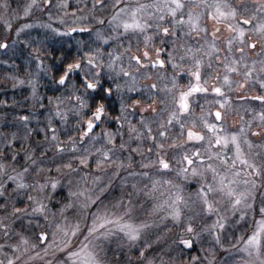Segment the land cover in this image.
I'll return each mask as SVG.
<instances>
[{"label": "snow or ice", "instance_id": "1", "mask_svg": "<svg viewBox=\"0 0 264 264\" xmlns=\"http://www.w3.org/2000/svg\"><path fill=\"white\" fill-rule=\"evenodd\" d=\"M73 2L76 10L69 12V0H25L22 12L24 18L38 11L46 13L48 22L25 23L15 32L16 37L27 32L30 39L31 32L28 30L33 28L45 30L43 39L28 44L32 52L27 59L35 60L37 74L42 72L47 76L51 71L49 65L42 59L45 53L49 56L54 52L63 53L60 60L51 67L57 71L62 70L56 83L71 88V94L61 95L55 99L48 98V102L55 105V111L48 113L46 128L29 127L34 113L19 116L17 119L26 129L24 139H28L34 131L44 134L46 144L42 146L40 161L33 159L32 152H28L24 144H20V148L26 152L27 160L35 167L37 175L45 171L51 172L54 168L58 174L70 177L68 181L70 202L60 209V222H48V228L53 229L50 242L47 232L37 234L36 229L42 223L40 218L47 220L49 211L46 201L51 197L46 190L55 192L60 180L47 177L43 182L37 180L31 184L26 183L25 173L30 171L27 166L22 171H17L13 167L12 170L16 174H9L8 169L12 166L6 163L5 152L12 149L13 141L17 137L15 134L4 137L7 148H0V210H3V214H0V264H17L21 256L29 250L34 251L39 245H44L45 253L65 251L70 246L72 238L77 237L85 226L87 234L81 241L79 249L67 253L66 264H104L102 257L105 245L111 243L113 237L120 241L121 246L126 243L129 248L139 247V257L144 264H154V260L149 259L145 251L153 244L162 243L164 237L155 230L161 229L169 220L173 225L181 226L185 233L191 234L189 238L179 239L181 250L185 248L194 250V241L203 232L212 238L220 250L231 253L232 249H235L243 253L241 264H264V143L250 142L248 135L253 127L251 121H244L235 132L230 131L224 122L230 110L228 92H232L236 87L243 88L245 84L249 85V92L256 86L264 89V59L258 61V68L255 63L251 68L247 66V52L249 49H256L258 43L261 46L259 55L264 56V0H150V2L73 0ZM80 5H87L86 13ZM7 8V0H0V9L6 12ZM102 10H110V18L107 20L102 18L99 15ZM18 16V13L8 18L0 15V25H3L6 32H11L12 20ZM209 20L215 25V30L211 32L205 23ZM93 24L107 26L93 31ZM221 27L231 33L226 45L232 56H225L218 64L220 50L216 40ZM105 32L110 34L106 36ZM48 33H51V36H48ZM165 37L169 39L166 40ZM17 43L19 40L12 43L0 40V56L8 59L15 56L14 49ZM56 44L60 47L56 48ZM101 44L107 48L102 50ZM168 44L175 47L166 53L165 59H161V54L165 52ZM181 48L183 54L177 57ZM237 50L240 52L239 56L235 54ZM19 51L23 55V51ZM72 53L76 54V62L65 63ZM204 56L208 57V62L203 65L202 76ZM177 58L188 65L187 73L184 74L194 78V82L190 79L187 89L179 91L178 95L179 85L175 74L170 81L171 87L158 89L156 84L150 86V100L155 98L151 95L152 90L165 91L169 94L172 105L171 110L165 109L168 118L166 122H160L161 130L158 135L150 137L155 147L149 146L145 149L138 144L129 150L127 142H122L117 148L114 141L119 133L107 131L104 133L105 139L101 146L96 147L97 136L94 130L106 122L108 117L105 101L114 92L113 85L107 84V81L116 76L129 77L135 83L136 77L131 75L130 70L139 72L142 78H149L147 70L164 68L166 60L177 72H183V65L175 62ZM5 63L7 60H0V67ZM237 66L244 68L241 73L243 82L230 78L229 74L237 73ZM221 68L223 75L217 77L218 86H212L210 90L209 80ZM141 69L146 71L140 72ZM253 72L257 75L254 76ZM10 79L13 80V88L27 85L31 88L32 99L36 101L44 99L37 93V81L34 77L28 81L15 76ZM76 82L83 91L77 88ZM120 90L121 85L115 84V91ZM212 94L215 98L209 99ZM250 98L264 105V94ZM197 100L200 103H197ZM90 101L95 102L94 106ZM0 106H4L3 99H0ZM216 106L218 109L213 111ZM40 107H44L43 103H40ZM197 108L201 113L199 116L195 115ZM121 111H124V108ZM182 113L188 114V118L181 119ZM70 115L74 120L75 129L68 124ZM253 119L260 122L258 127L264 128V110ZM53 120H58L62 125L63 140L60 136L61 129L53 126ZM177 126V131L173 132L172 129ZM131 131L136 130L133 128ZM251 134L258 135L256 132ZM135 139L140 140L142 137L138 134ZM256 149L261 151L257 152ZM51 150L55 151L56 157H66L67 162L53 164L47 169L40 167L43 156ZM169 150H174L171 159L168 158ZM123 152H128V155L123 156ZM133 153L143 157L139 161L142 169L154 168L157 173L174 172L176 177L185 181L191 177H199L201 183L193 193L195 199L186 197L183 187L173 179L155 178L147 171L127 172L135 163ZM18 155V152L13 151L11 159L15 160ZM73 161L77 162L75 166ZM173 161L179 167H174ZM90 165H94V171L100 172L101 175L81 171ZM107 169L113 170L107 172ZM121 170L127 172V175L121 176ZM130 177L135 178L136 182L130 185L129 198L122 195L112 208H108L101 197L113 188L117 178H119L117 186L123 192L129 187ZM141 180L144 181L143 188L138 187ZM6 182L10 184L6 186ZM11 185H14L12 192L18 199L9 209L6 197ZM29 189L44 195L38 198L33 196ZM21 191L29 202L24 208L16 206L17 203H23V200L19 199ZM164 191L168 193L165 199L160 200L154 196L157 192L163 195ZM257 192L261 194L258 206L255 203ZM140 194L154 200L148 213L153 218L134 223L132 213L135 205L131 197ZM194 205L199 206L195 215H184L185 212L192 211ZM93 206H97L96 210L90 212ZM72 208L76 209L78 217L76 221L64 215ZM113 209L122 211L116 212ZM201 216L214 219L211 223L206 222L207 226L198 231L194 221ZM253 216H259V219L254 220L251 235L247 238L241 235L231 247H226L230 238L229 229ZM232 217L236 219L232 220ZM30 229L35 235L36 243H31L23 235ZM167 231H171V228ZM154 232L155 239L152 240L150 234ZM13 237L17 238V242L8 243ZM142 239L144 242L140 244ZM241 241L243 246L239 247ZM209 254L213 258H209L207 264H215V253L210 249ZM39 255L37 252L36 257ZM196 259L199 257L193 258L192 264H195ZM161 264H165L163 259ZM224 264L236 262L226 260Z\"/></svg>", "mask_w": 264, "mask_h": 264}, {"label": "rangeland", "instance_id": "2", "mask_svg": "<svg viewBox=\"0 0 264 264\" xmlns=\"http://www.w3.org/2000/svg\"><path fill=\"white\" fill-rule=\"evenodd\" d=\"M11 1H16V0H11ZM24 4H25V0H23V2L20 4L22 10L17 11L19 16H18L16 23H15L16 28H14L12 26L11 32H6L3 28V25H0V40H6L8 43H12L16 39L19 40V42L21 39H29L27 32L21 33L20 37H16L15 32L19 29V27H21L25 23L39 24L41 22H48L46 13L37 15L36 11H34L31 16L24 18L22 16ZM80 6L84 7V5H80ZM75 10H73V11H75ZM69 12H71V11H69ZM78 15H79V13H78ZM21 21H22V23H21ZM28 32H31V38H33V39L43 38L45 36V30L41 29V28H33V29L28 30ZM48 36H51V33H48ZM28 44H29V42H23L22 43L23 46L29 47ZM58 45L59 44H56L55 46H58ZM44 56L46 57V63L51 68V71L48 73L47 76L51 77L54 80L55 78H57V73L59 71H57L56 68L51 67V66L56 64L58 62V59L54 58L53 54L51 56H49L47 53H45ZM74 57H76L75 53H74ZM4 58H6V57L0 56V60H4ZM4 67H6V66L0 67V99H3V101H4V106H0V109L4 108L7 104H10L9 101L14 98L13 97L14 95H15V98H17V93H19V88L25 87V86L27 87V85H24V86H20L18 88H13V80L10 79V77H13L14 75L10 76V74L5 73L3 71ZM9 67L14 68L15 66H13L11 64V65H9ZM102 75H103V72H102ZM19 79H21V78H19ZM7 88H10L11 91L8 90ZM71 91H72L71 88H69V87L65 88V89L60 91L58 96L70 95ZM80 91H82V90H80ZM141 105L145 109L148 108L146 103H141ZM54 106H55L54 104H50L48 106V108H53ZM150 118H151L150 116L145 117V118H141L140 123L142 125L149 124V121L154 120L153 118L152 119H150ZM4 124H9V122L0 121V128ZM106 131L109 132L107 127L102 128L99 131H97V130L95 131L96 136H97V139L95 142L96 147L101 146L103 140L105 139L104 133ZM149 131H150L149 128H147V130L135 131V132L130 130V134L133 136V140H137V139H135V137L138 134L142 138H144L143 142H140V140H138V141L145 149H147L149 146L155 147L154 141L151 138H146V134H148ZM153 134H156V132H154ZM116 139L120 140L121 138H116ZM148 139H150V140H148ZM85 143H87V140L85 141ZM45 144H46V141H44V145ZM3 145L4 144H2L1 146H3ZM109 147H111V145H109ZM165 147H167V145H165ZM14 151L18 152V149L14 150ZM31 152L33 154V159H35L37 161L41 160L42 154L40 152H38L37 155L35 154L34 150H31ZM11 153H12V151H11ZM5 155H6V153H5ZM9 155L5 157V161H6V163H8L12 166V167H9V169H8L9 174L13 173V175H15L16 172L13 171L12 169L14 167L17 170L16 162H15V160H12L11 157H9ZM92 159H95V157H92ZM17 160H18V162H20V159H17ZM141 160H142V158H139V160L135 161L134 166L138 167L139 168L138 170H141V171H135V172H142L143 171V169L140 167V164H139V161H141ZM62 161L63 162H61L59 159H53V158L46 161L43 157V163H41L39 166L47 169L49 167H52L53 164L60 165L64 162H67V158L63 159ZM27 163L30 164V161L27 160V156H26V157H24L21 165L18 166V169H21L23 166L26 167ZM76 163H77L76 161H73L74 166ZM30 167H31L30 171H29L31 173L30 181H28V178H25L24 182L29 183V184H31L37 180L43 182L45 178L50 177L51 179H59L60 183H61L57 187L55 192L51 191L50 189L46 190L47 194L50 195V197H51V199L46 201V203L48 205V209H49L48 214H47V220H44L43 217H41L40 218L42 220L41 226L36 229L37 234L40 232H47L49 234V241L48 242H50L51 241V232L53 231V229L48 228V222L49 221L60 222V219H61L60 209L64 205H66L70 202V198L68 197V191H69L68 190V188H69L68 181H69L70 177L68 175L58 174L54 168L51 172L45 171V172H42L39 175H37L35 167L31 166V164H30ZM112 170L113 169H107V172H111ZM63 171L66 172V170H63ZM81 171L82 172H91L93 175H101L100 172L94 171V165H90V167L87 169H81ZM127 172H132V170L128 169ZM127 172H125L124 170H121V176L127 175ZM148 172L151 175H153L155 178H170V179L172 178L175 182L179 183L183 187L184 195L186 197L190 196V197H192L193 200L195 199L193 193H195L196 189L195 190H189L187 188V185L190 182H194L196 184L201 183L199 177H191L188 181H185L180 177H176L175 174H173V173H157L155 169L149 170ZM63 176H64V179H63ZM208 179L210 181V177ZM129 180H130L129 187L126 188L122 192L120 187L117 186L119 183V178H117V181L114 182L113 188L110 189V191L108 192L107 198L101 197V199L104 201V204H106L108 206V208H112V205L122 195L125 198H129L128 194H129V190H130V185H131V183L136 182L135 178L130 177ZM7 183L8 182H6V184ZM138 187H141V188L144 187V183L142 182V180L140 181ZM12 188H14V185H12ZM12 188L10 191H8L7 197H6L7 200L9 201L7 204V208H9V209L12 207L13 202H16L18 199V197L12 192ZM29 191L31 192V194L33 196H36L38 198L44 195V193H38L35 191H31V189H29ZM10 192H12V198L9 199ZM158 195H159L158 192L154 194L155 197H158ZM164 195L165 194H163L162 196H164ZM256 196H257L256 204L258 206L260 203V198H261L260 192H257ZM19 199H22L23 203H18V207L24 208V207L28 206L29 202L27 201V197L23 195V191L20 192ZM131 199H132V203L135 205L133 213H132V221L134 223H140L141 221H143L145 219H152L153 218V217H150L148 215V213H150L151 207L153 206V203H154L152 201L153 199H150V198L144 196L143 194H140L139 196H133V197H131ZM96 207L97 206H93V208L90 209V212L95 211ZM113 211L120 212V211H122V209H113ZM0 214H3V210L0 211ZM188 214H189V212L184 213V215H188ZM64 215L73 221H76L78 219V217L76 215V209L75 208L68 209L64 213ZM238 215H239V213H237V216ZM203 218L207 219V223H211L212 219H214L213 217H203ZM126 219H127V217H126ZM231 219L234 220V219H236V217H232ZM255 219H259V216L249 217L246 222H242L241 224L236 225L235 227L229 229V237L230 238L226 244V247H231V244L233 242H235L237 239H239V237L241 235H243L245 238H247L249 235H251L253 228H254V220ZM229 222H231V221H229ZM194 224L197 226L198 231L200 229H202L203 227L207 226L206 222L203 223V222H199L198 220H195ZM169 228H171V231H167V229H169ZM155 232H160V234L164 237L162 243L153 244L150 248H147L145 251V255L149 259L154 260V264H161V259H163L165 264H187V263L192 264V259L196 258V257H199V259L195 260V264H207L208 259L213 258L209 254L210 249L212 250V252L215 253V255H214L215 264H224V262L226 260L235 261L236 264H241L242 258L244 256L243 253L237 252L235 249H232L231 253L220 250L218 246H215V243L212 240V238L207 233H203V232L201 233L200 237L194 241V246L195 245L197 246L196 249L190 250V249L185 248V249L181 250L182 246L179 244V239L181 237L189 238V236H191V234L185 233L181 226L173 225L170 220L168 222H166L165 225H162L161 229H156ZM155 232L150 234V239H152V240L155 239ZM86 234H87V226H85V229L80 234H78L77 237L72 238L70 246L65 251H55V252L48 251L47 253H45L43 250L44 245H39L34 251L29 250L27 253H25L23 256H21V259L19 261H17V264H25V262H27V264H66L67 253L69 251L79 249V247L81 245V241L84 240V236ZM23 235H25L30 240L31 243H36L35 235H33L31 229L28 230L27 232L23 233ZM16 242H17L16 237H13L12 240L8 241V243H10V244H14ZM143 242L144 241L142 239L139 243L143 244ZM242 246H243V242L241 241L239 244V247H242ZM139 251H140L139 247L129 248L126 243L123 246H121L120 241L117 240L115 237H113L111 243H108L105 245V253L103 254L102 259L104 261V264H144V262L139 257ZM37 252L40 253L39 257H36ZM30 257H36V258L30 259ZM129 257H131V260H129Z\"/></svg>", "mask_w": 264, "mask_h": 264}, {"label": "flooded vegetation", "instance_id": "3", "mask_svg": "<svg viewBox=\"0 0 264 264\" xmlns=\"http://www.w3.org/2000/svg\"><path fill=\"white\" fill-rule=\"evenodd\" d=\"M144 2H150V0H144ZM99 15L102 18H105L106 20L110 18L111 16V11L110 10H102ZM207 24V27L209 31H214L215 30V25L209 20L205 21ZM106 24L104 26H97L96 24H93V31L96 29H102L106 28ZM110 33L105 32V35H109ZM231 35V33L226 30L225 28L221 27V31L217 34V40L216 43L219 46V56L220 60L217 61V63H221L223 61V58L225 56H232V53L227 50V45H226V40L227 38ZM165 39H169L165 37ZM194 42V41H190ZM94 46V45H93ZM101 46H106L101 44ZM113 46L115 44L113 43ZM157 46L160 47V45L157 43ZM173 47H175L172 44H168L165 48V52L161 54V59H165L166 53L171 52L173 50ZM261 52V46L258 43L256 49H249L247 52V66L249 68L252 67L253 63L256 64V67H259L258 61L260 59H264V56H260L259 53ZM183 54V48L180 49V53L177 54V57L179 55ZM237 56L240 55L239 50L236 51L235 53ZM197 55H201L200 53H197ZM155 54L153 53V59H155ZM178 64L183 65V72H177L175 69H173L168 63L167 60L165 62V67L164 68H156V69H149L147 70L148 77L149 78H142L140 76L139 72L131 71V75L136 77L135 83L129 78V77H124L125 78V84L126 86V91L130 92L131 94L127 96L126 98V103L124 107H127L128 111L124 108V111H122V120L119 118L118 114H114V112L118 111L121 106V100H122V93L121 91L116 92L115 91V84L120 83L119 77L113 76L112 80H108L107 84H112L113 85V95L109 97L105 101V107L107 111V120H106V127L108 128L109 132L112 133H119V135L116 138H133V136L130 134L131 129H135L136 131H143L147 130V128L150 129L149 133L146 134V138L150 137H155L158 135V132L161 130L159 125L161 121H167L168 118V112L165 111V109L171 110L172 105L170 103V96L167 92L165 91H159L156 92L155 90H152L151 95H153L155 98L154 99H149L145 97L147 95L150 96V86L153 84H156L158 89H165L166 87H171L170 81L173 78V75L175 74V77L177 79V83L179 85V90L177 91V95L179 94V91H183L187 89V84L190 79L193 80L190 75H185L184 73H187V67L188 65L180 61L179 58L175 61ZM208 62V57L204 56L202 60V68H201V74L203 76L204 73V68L203 65L207 64ZM238 71L237 73H231L230 78H234L236 81L243 82V75L241 74L244 70L243 66H237ZM145 69H141L140 72H145ZM223 75V69H219L216 73L213 74L212 79L209 80L208 87L211 90L212 86H218L217 85V77ZM253 75H257L256 72H253ZM162 77V78H161ZM113 80L115 83H113ZM107 84L105 86H107ZM132 89V91H129V89ZM249 85L245 84L243 88L236 87L232 92L227 93L228 97V107L230 108L228 115L225 117L224 122L226 123L228 129L232 132H235L236 129L242 125L244 121H251L253 127L249 131L248 138L250 142L254 144H262L264 143V128L258 127L259 121L254 120L253 117L257 116L260 114L262 110H264V105H261L259 101L252 100L250 97H254L257 95H262L264 94V89H260L258 86H256L251 92L248 91ZM247 94V97H246ZM134 95V96H133ZM115 96L117 98V101L115 100ZM214 94L209 96V99H213ZM163 101V102H162ZM141 102L148 103L151 109H152V115L155 114V120L153 123L142 125L140 123V119H136L137 116H141L142 111L145 110L144 107H142ZM93 102V106H94ZM197 103H200L199 100H197ZM248 108L250 109L249 111H245L244 109ZM218 106L216 108H213V111L217 110ZM237 109L239 111H237ZM223 112V110H221ZM132 112H136V115L132 116ZM200 110L199 108L196 109L195 115L199 116ZM116 118V119H115ZM188 118V114H181V119H186ZM103 124V123H102ZM178 129V126L176 128H173L172 131L176 132ZM156 132V134H153ZM252 132L258 133V135H252ZM150 140V139H148ZM144 138L140 139V142H143ZM116 140L114 141V143ZM128 147L130 148V140H126ZM199 147V145H197ZM174 151V150H173ZM172 150H169L168 152V158L171 159L172 157ZM255 151L259 152L261 151L260 149H256ZM143 159V157H142ZM173 166L174 167H179L178 165H175L173 161ZM154 169V168H152ZM152 169H143V171H149ZM175 174L174 172H172ZM172 179V178H171ZM200 184V183H199ZM199 184H196L194 182H190L187 185V188L189 190H195ZM167 187V186H165ZM256 203V202H255ZM257 205V204H256ZM199 210V206H193V210L189 211L188 215H195V212ZM201 217L197 218L198 221H201ZM197 246H194V249H196Z\"/></svg>", "mask_w": 264, "mask_h": 264}, {"label": "trees", "instance_id": "4", "mask_svg": "<svg viewBox=\"0 0 264 264\" xmlns=\"http://www.w3.org/2000/svg\"><path fill=\"white\" fill-rule=\"evenodd\" d=\"M23 2V0H16V1H11V0H7V4H8V8H7V11L5 12V10L3 9V12L4 14H8L9 10L12 9V8H17V10H21V6L20 4ZM43 38H38V39H33V38H30L28 39L29 41H37V40H41ZM17 40V39H16ZM15 40V41H16ZM19 50H22L23 51V55L20 54V51ZM15 51V56H13L11 59H8V58H4V60H7V63H5L4 65H7V68L9 69V71L11 72H15V69L16 68H11L9 67V65H11L14 61H25V62H28V63H31L32 65V69H31V73L28 75V76H24L23 75V72L21 70L20 71V74L21 76L19 78L25 80V81H28L30 78H35L36 81H37V93L39 96L43 97L44 99L42 101H36L34 99H32L31 97V92H21L17 98H15V95L13 96L14 98L12 100H10L9 102L15 106L13 108H9L8 111L4 114H7L6 117H8L6 119V117L2 118L0 117V120L2 121H7L9 122V124L11 126H14L13 127V133L16 135V137L21 140L22 142L24 143H28L27 145V150L28 152H31V150H34L35 151V154L37 155L38 152H40L42 154V146L44 145V142L43 141H39V142H35L34 144L31 141V136L28 138V139H24V136H25V132H26V129L23 127V124L22 122H20V120L16 118H14L15 116V112L20 108L21 106V102H26L28 104H25L23 106H27L29 104H36V103H45L47 102V99L48 98H53L55 99V97H58V94H55V95H52V94H47L45 92H41L42 90V85L40 83H42L48 76H46L44 73L40 72L39 74H37L38 70L36 68V64H35V60H32V61H29L27 59V57L31 54L32 50L29 48V47H25L23 46L20 42L16 44V47L14 49ZM60 54L63 55V53H59V52H54L53 53V57L58 59V61L60 60ZM42 59L46 62V57L45 56H42ZM68 59H72L71 56L70 58ZM72 61H68L66 63H71ZM13 65V64H12ZM58 75V73H57ZM8 90H10V88H7ZM11 91V90H10ZM68 96V95H67ZM49 103V102H48ZM37 105V104H36ZM36 109H34L35 111ZM34 118V117H33ZM33 118L31 120H33ZM53 123L56 124L57 126H60V122L58 120H53ZM68 123L71 125V127L73 129H75V123H74V120L72 118V116L70 115L69 116V120H68ZM132 138H122L119 140V142L116 143V146L119 147V144L122 143V142H125L126 140H131ZM132 142V141H131ZM133 142H136V140H133ZM131 147H133L131 145ZM130 150V148H129ZM123 156H127L128 155V152H123L122 153ZM133 157H136L137 160L141 157L139 155H136L135 153L132 154ZM26 152L23 151L21 153V158H20V164L23 162V159L24 157H26ZM51 158H55V159H58L56 157V154H55V151L54 150H51L49 152V155L48 157H44V159L46 161H48L49 159ZM27 167L30 168V164L27 163L26 165ZM63 179H64V176H63ZM61 184V183H60ZM63 185V184H62ZM69 190V188H68ZM69 192V191H68ZM63 203V202H62Z\"/></svg>", "mask_w": 264, "mask_h": 264}]
</instances>
